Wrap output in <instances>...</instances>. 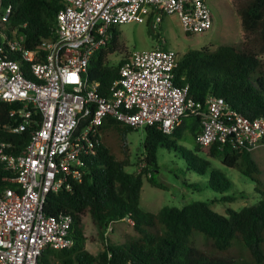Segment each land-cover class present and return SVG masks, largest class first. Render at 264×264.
Instances as JSON below:
<instances>
[{"label": "trees", "instance_id": "1", "mask_svg": "<svg viewBox=\"0 0 264 264\" xmlns=\"http://www.w3.org/2000/svg\"><path fill=\"white\" fill-rule=\"evenodd\" d=\"M0 3L10 7L5 30L16 27L23 32L25 47L54 37V15L60 0H0ZM236 10L243 39L214 47L188 48L177 54L172 81L179 86L186 84L188 98L203 102L208 95L221 96L228 107L242 115L261 117L264 116V59L260 56L264 55V0H243ZM146 23L147 32L153 34L156 27L150 26L149 19ZM117 47L118 31L110 27L107 40L92 52L82 73L88 83H97L96 91L101 95L107 94L117 75L121 58L115 64L105 58ZM17 104L0 101V141L9 142L8 150L12 152L26 145L30 131L29 126L13 129L19 117L9 112ZM84 124V120L80 121L76 130ZM134 128L113 116H104L96 126L98 140L91 143L89 152L80 154V178H68V189L61 187L47 193L42 212L69 217L66 235L71 243L58 249L45 247L36 264H264V186L256 189L261 196L255 203L237 210L226 206L225 214L216 212L204 200L163 205L156 212L138 206L142 175L152 185L161 186L152 179V171L158 166V146L176 150L185 170L207 174L206 185L218 191L229 188L230 180L211 167L207 154L223 165L236 166L259 183V168L250 149L228 142L214 141L205 146L195 142L192 149L177 143L184 130L193 138L200 130L199 117L189 114L180 117L169 133L155 125L142 126V151L135 158L139 168L127 171L124 167L130 159L124 137ZM109 134L116 139L114 146L106 141ZM200 148H206L207 154ZM11 176L0 161V193L14 185ZM231 197L224 194L220 200L228 201ZM85 213L102 229L127 218L136 235L120 243H105L97 253H91L84 248L80 226ZM194 232L201 234L199 237L211 250L226 251L235 246L236 257L209 255L195 244Z\"/></svg>", "mask_w": 264, "mask_h": 264}, {"label": "built area", "instance_id": "2", "mask_svg": "<svg viewBox=\"0 0 264 264\" xmlns=\"http://www.w3.org/2000/svg\"><path fill=\"white\" fill-rule=\"evenodd\" d=\"M60 3L54 37L31 48L16 27L5 30L10 7L0 3V101L18 102L9 112L19 117L13 129L30 127L26 145L17 152L0 141V161L14 183L0 193V264H36L45 247L71 243L66 235L69 217L45 215L42 204L48 192L68 189V178H80V154L98 140L96 126L106 115L132 127L155 125L169 133L180 117L193 114L200 122L194 139L201 146L215 141L250 149L264 143V116L248 118L221 96L208 95L203 102L186 97V84L172 81L177 60L172 48L157 44L127 52L105 95L82 75L109 28L120 23L149 19L155 28L162 14H173L185 33L204 31L211 24L204 0ZM82 120L84 126L76 130Z\"/></svg>", "mask_w": 264, "mask_h": 264}, {"label": "rangeland", "instance_id": "3", "mask_svg": "<svg viewBox=\"0 0 264 264\" xmlns=\"http://www.w3.org/2000/svg\"><path fill=\"white\" fill-rule=\"evenodd\" d=\"M210 9L211 24L202 32L185 33L177 17L173 14H162L155 32H147L148 23L127 21L116 25L118 31L119 47L105 55L107 62H115L131 50L148 49L156 45L158 40L164 46L172 48L179 55L188 48H196L202 45L214 47L223 42L238 43L243 39L240 28L237 5L243 0H204ZM163 40V41H162ZM264 59V55L260 54ZM144 136L143 129L136 127L126 132L124 141L127 145L130 163L124 168L127 171L137 170L136 156L142 151L141 142ZM106 141L113 145L115 137L109 134ZM177 143L192 149L195 139L184 130ZM201 149V148H200ZM207 154L206 148L201 149ZM200 154L199 152H196ZM250 155L259 168V183H255L247 175L241 173L236 166H226L213 156L207 154L210 165L217 168L222 177L230 180V187L218 191L206 185L207 174H197L191 170H185L183 159L173 148L158 146L156 148L157 168L152 171V179L161 186L152 185L141 176L138 206L142 210L156 212L163 205H181L194 200H204L216 212L224 213V207L229 206L235 210L244 205L252 204L260 198L257 191L264 186V143L256 142L250 148ZM256 186V188H254ZM257 189V190H256ZM224 194L232 195L228 201H221ZM80 226L84 235V248L97 253L105 243H120L136 232L128 219H121L110 223V229L105 231L99 227L90 216L85 213L81 216ZM195 244L209 255L236 257L235 246L226 251L211 250L199 232H194Z\"/></svg>", "mask_w": 264, "mask_h": 264}, {"label": "crops", "instance_id": "4", "mask_svg": "<svg viewBox=\"0 0 264 264\" xmlns=\"http://www.w3.org/2000/svg\"><path fill=\"white\" fill-rule=\"evenodd\" d=\"M163 45V43L162 42H160L159 40H158V42L156 43V45Z\"/></svg>", "mask_w": 264, "mask_h": 264}]
</instances>
